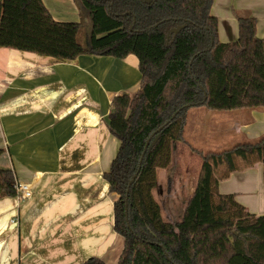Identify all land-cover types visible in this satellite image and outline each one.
Masks as SVG:
<instances>
[{
  "label": "trees",
  "instance_id": "obj_1",
  "mask_svg": "<svg viewBox=\"0 0 264 264\" xmlns=\"http://www.w3.org/2000/svg\"><path fill=\"white\" fill-rule=\"evenodd\" d=\"M76 1L91 21L88 43L80 40L83 22L55 21L42 0H0V48L66 61L139 59V91L116 96L107 120L120 144L103 175L118 196L113 229L124 239L118 264H264V215L219 192L233 173L264 166V137L219 153L192 149L203 163L182 221L164 220L153 194L157 171L172 163L174 144L185 142L189 110L248 108L247 91L264 65L256 18L237 17L238 39L222 43L215 0ZM16 184L0 166V200L15 199ZM82 264L106 263L93 257Z\"/></svg>",
  "mask_w": 264,
  "mask_h": 264
},
{
  "label": "crops",
  "instance_id": "obj_2",
  "mask_svg": "<svg viewBox=\"0 0 264 264\" xmlns=\"http://www.w3.org/2000/svg\"><path fill=\"white\" fill-rule=\"evenodd\" d=\"M42 2L57 22L89 19L76 0ZM212 14L222 43L238 39L239 16L256 18L257 36L264 38V0H215ZM256 73L248 108L221 114L226 119L215 125L226 144L228 138L237 145L264 137V65ZM141 80L134 55L66 61L0 48V166L32 189L30 199L0 200V264H82L93 257L119 263L124 239L113 229L118 196L103 175L120 144L107 120L113 99L134 96ZM200 120L189 110L182 143L191 152L202 148ZM177 181L172 178L165 197L180 194ZM219 192L264 215V166L233 173Z\"/></svg>",
  "mask_w": 264,
  "mask_h": 264
},
{
  "label": "rangeland",
  "instance_id": "obj_3",
  "mask_svg": "<svg viewBox=\"0 0 264 264\" xmlns=\"http://www.w3.org/2000/svg\"><path fill=\"white\" fill-rule=\"evenodd\" d=\"M91 28L89 18L83 23V30L80 35L82 43H88ZM190 111L192 115L194 113L200 115V123L204 126L198 137L200 141L198 147H202L206 152L219 153L231 149L236 145L229 142L230 138H228L227 144L224 143V137L220 135L219 129L215 127V125L221 124L226 119V117H220L222 116L221 114H227L228 111H208L205 108L191 109ZM202 148H199V150H202ZM172 161L173 163L168 168L157 171V186L153 194L155 200L161 206L164 220L176 223L182 221L184 217L186 205L197 187L203 161L197 153L191 152L189 147L182 142L175 144ZM173 177L178 179L177 183H179V186H182L180 194L174 199L165 197L169 182L172 183Z\"/></svg>",
  "mask_w": 264,
  "mask_h": 264
},
{
  "label": "built area",
  "instance_id": "obj_4",
  "mask_svg": "<svg viewBox=\"0 0 264 264\" xmlns=\"http://www.w3.org/2000/svg\"><path fill=\"white\" fill-rule=\"evenodd\" d=\"M17 197L16 200H25L32 197V189L28 184L17 182L16 184Z\"/></svg>",
  "mask_w": 264,
  "mask_h": 264
},
{
  "label": "water",
  "instance_id": "obj_5",
  "mask_svg": "<svg viewBox=\"0 0 264 264\" xmlns=\"http://www.w3.org/2000/svg\"><path fill=\"white\" fill-rule=\"evenodd\" d=\"M174 118H175V116H174ZM161 130V129H160ZM149 144H150V140L148 141V143H147V148H148V146H149ZM141 163H142V161H141ZM134 181V180H133ZM133 181L131 182V184L133 183ZM130 184V185H131Z\"/></svg>",
  "mask_w": 264,
  "mask_h": 264
}]
</instances>
